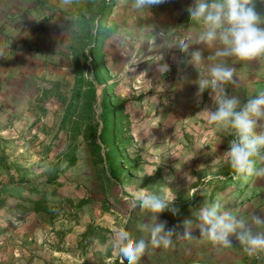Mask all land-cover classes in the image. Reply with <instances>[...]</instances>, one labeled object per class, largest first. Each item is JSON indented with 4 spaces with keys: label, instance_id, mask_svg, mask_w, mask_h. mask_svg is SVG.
I'll list each match as a JSON object with an SVG mask.
<instances>
[{
    "label": "rangeland",
    "instance_id": "1",
    "mask_svg": "<svg viewBox=\"0 0 264 264\" xmlns=\"http://www.w3.org/2000/svg\"><path fill=\"white\" fill-rule=\"evenodd\" d=\"M108 1L85 3L81 19L63 47L72 82L52 86L51 92L37 98L36 113L30 110V118L15 122V141L0 145L4 162L0 184L10 185L4 196L15 208L11 224L22 242L15 245V264H127L111 240L121 226L136 239L146 237L138 225L149 222L152 214L129 206L141 189L173 193L178 213L166 210L157 218L167 222L166 230L175 228L179 233H183L185 219L195 223L194 214L216 201L223 205L222 211L233 215L248 218L251 213L247 204L255 195L251 189L255 178H237L227 163L226 151L233 135L226 140L217 135L210 138L204 136L208 127L202 125L131 124L127 100L137 96L127 84L109 81L103 49L114 29L112 17L119 18L122 11L135 16L137 10L132 7L133 0ZM90 45L94 46V59L92 64L87 60V71L93 77L94 69L102 82L96 84L93 102L97 131L87 137L77 134L71 164L64 154L70 134L60 128V122L74 83L73 49L88 54ZM48 97L60 104L47 110V101H43ZM80 113L84 120L87 111ZM92 141L101 145L96 152L91 149ZM133 158L136 167L129 169L127 159ZM193 190L196 194L191 196ZM37 198L43 207L32 210ZM192 235L173 236L168 248L149 245L139 264H193L199 257L215 261L223 247L200 237L198 228L192 229Z\"/></svg>",
    "mask_w": 264,
    "mask_h": 264
},
{
    "label": "crops",
    "instance_id": "2",
    "mask_svg": "<svg viewBox=\"0 0 264 264\" xmlns=\"http://www.w3.org/2000/svg\"><path fill=\"white\" fill-rule=\"evenodd\" d=\"M91 2L0 0L1 147L15 141V122L30 118V110L36 113L37 98L51 92L52 86L72 82L73 75L63 47L69 43L85 3ZM194 3L195 0H165L150 7L147 14L137 11L134 16L122 11L119 18L112 17L114 29L104 43V63L109 70V81L127 84L137 96L127 100L133 126L149 123L202 125L208 127L204 136L217 135L219 140H226L231 134L219 133L207 123L208 111L217 108L215 92L209 88L201 96L196 95V81L203 68L197 69L189 63L190 57L173 45L169 35H180L197 27L188 12ZM253 3L255 10L264 16V0H253ZM160 30L166 32L168 38L159 35ZM153 39L155 43H149ZM196 49L203 52L205 65L210 63L207 58L214 53V48L203 43L194 44L189 52ZM226 63L236 69V83L226 84L224 88L229 97L240 100L242 107L250 94L264 89V64L259 60L244 62L235 58H227ZM163 64L168 65V71L159 70ZM43 102L47 110L60 104L51 97ZM262 130L256 129L257 132ZM2 170L0 165V172ZM9 187L0 184V264H15V245L22 243L20 234H15V226L11 224L15 221V208L9 205L10 198L4 196V190ZM251 189L255 195L247 204L251 212L248 214L264 218V178H255ZM230 239L233 247L223 248L215 261L199 257V262L193 264H264V254L259 258L249 256L234 235Z\"/></svg>",
    "mask_w": 264,
    "mask_h": 264
},
{
    "label": "clouds",
    "instance_id": "3",
    "mask_svg": "<svg viewBox=\"0 0 264 264\" xmlns=\"http://www.w3.org/2000/svg\"><path fill=\"white\" fill-rule=\"evenodd\" d=\"M163 2L165 0H133L132 7L147 14L150 7ZM188 12L197 27L180 35H169L172 36L173 45L190 57L189 63L197 69L203 68L196 81L197 97L209 88L216 94L217 108L215 111H208L207 123L219 133L234 136L229 142L226 157L237 178L245 181L253 177L264 178V130L256 131L258 127L264 129V124H258V121H264V89L250 94L241 107L240 100L235 96L229 97L224 88L226 84L236 83V69L226 63L227 58L244 62L259 60L264 64V16L255 10L253 0H195ZM149 43H155V40H150ZM201 43L214 48V53L207 58L210 61L207 65L201 50L189 52L192 45ZM159 70L166 72L169 67L163 64ZM257 162L260 166H257ZM195 194L196 190H193L191 196ZM174 199L170 190L150 192L143 189L130 199V209L139 208L152 215L149 222L138 225L146 237L134 238L125 226L115 231L111 245L127 264H139L149 245L168 248L173 244V236L191 238L193 228H198L200 237L214 245L232 248L230 236L234 235L247 255L259 258L264 254V230L254 231L264 229V218L254 214L248 218L233 215L222 211L223 205L216 201L201 207L194 214L195 223L192 219H185L183 233H179L175 228L166 230L167 222L158 221L157 218V214L166 210L173 215L178 213L179 209L173 205ZM127 222L126 219L124 224Z\"/></svg>",
    "mask_w": 264,
    "mask_h": 264
},
{
    "label": "trees",
    "instance_id": "4",
    "mask_svg": "<svg viewBox=\"0 0 264 264\" xmlns=\"http://www.w3.org/2000/svg\"><path fill=\"white\" fill-rule=\"evenodd\" d=\"M116 0H109L107 3L111 4L112 2L115 3ZM102 15L101 13L99 14ZM99 27V26H98ZM94 46L90 45L88 54L85 52H77L76 49H73V72H74V83L71 88V93L69 99L66 103L65 110L62 115V119L60 122V128L66 129L70 134V139L67 145V150L64 154L68 157L69 163H73L75 159V154L72 151L74 148V140L77 134H82L84 137L88 136V133H96L97 125L93 120V102L95 100V93H96V84L101 85L102 82L98 81L95 77V71L92 69L93 77H90L88 74V64L93 63V53ZM90 58L89 63L87 60ZM106 87H109L107 83H105ZM113 86V83H112ZM108 92L105 91V94ZM106 96H109L107 94ZM110 97V96H109ZM122 110V105L120 106ZM80 110L87 111V117L82 120L83 116L80 113ZM75 114L74 118L73 115ZM87 119V120H86ZM115 131V126H112V130ZM104 128L101 130L103 132ZM101 141L102 137H101ZM122 141H127V139H122ZM104 143V142H103ZM91 149L96 152L101 148V145L96 141H92L90 143ZM74 151V150H73ZM128 164L127 166L129 169H133L136 167L137 159H127ZM3 158L0 156V165H3ZM110 174L113 178L116 179L114 176L113 170H109ZM40 199H35L32 210H39L43 206L41 205Z\"/></svg>",
    "mask_w": 264,
    "mask_h": 264
},
{
    "label": "built area",
    "instance_id": "5",
    "mask_svg": "<svg viewBox=\"0 0 264 264\" xmlns=\"http://www.w3.org/2000/svg\"><path fill=\"white\" fill-rule=\"evenodd\" d=\"M158 33H159V35H161L162 37L168 38V34H167L166 32L160 30Z\"/></svg>",
    "mask_w": 264,
    "mask_h": 264
}]
</instances>
